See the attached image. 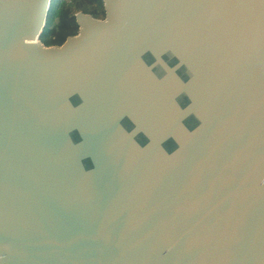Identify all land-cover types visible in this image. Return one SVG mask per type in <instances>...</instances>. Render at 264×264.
I'll use <instances>...</instances> for the list:
<instances>
[{"label": "water", "instance_id": "95a60500", "mask_svg": "<svg viewBox=\"0 0 264 264\" xmlns=\"http://www.w3.org/2000/svg\"><path fill=\"white\" fill-rule=\"evenodd\" d=\"M0 0V264H264V0H102L61 45Z\"/></svg>", "mask_w": 264, "mask_h": 264}, {"label": "trees", "instance_id": "16d2710c", "mask_svg": "<svg viewBox=\"0 0 264 264\" xmlns=\"http://www.w3.org/2000/svg\"><path fill=\"white\" fill-rule=\"evenodd\" d=\"M82 11L96 18L105 17L102 0H51L40 40L47 46L61 45L78 32L76 13Z\"/></svg>", "mask_w": 264, "mask_h": 264}]
</instances>
